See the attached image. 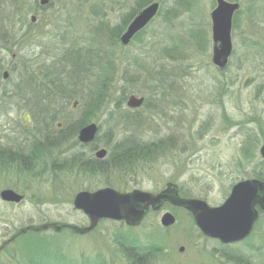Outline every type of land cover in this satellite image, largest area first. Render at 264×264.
Segmentation results:
<instances>
[{
	"label": "rangeland",
	"instance_id": "374dc122",
	"mask_svg": "<svg viewBox=\"0 0 264 264\" xmlns=\"http://www.w3.org/2000/svg\"><path fill=\"white\" fill-rule=\"evenodd\" d=\"M155 1L151 22L128 45L118 42L132 15ZM228 1L239 8L220 69L211 18L217 0H53L42 8L40 0H0V154H20L0 155V193L24 196H0V246L31 224L88 226L74 204L82 190L158 193L173 182L181 196L214 207L239 181L264 175V0ZM133 94L145 100L129 108ZM96 96L95 144L87 148L79 132L61 136ZM130 139L152 149L132 168L104 176L82 167L101 148L112 162L116 145ZM165 212L174 224H162ZM131 244L158 249L134 262ZM42 254L45 264H264V210L246 239L224 244L166 201L134 226L102 219L84 234L29 231L4 247L0 264H31Z\"/></svg>",
	"mask_w": 264,
	"mask_h": 264
},
{
	"label": "water",
	"instance_id": "95a60500",
	"mask_svg": "<svg viewBox=\"0 0 264 264\" xmlns=\"http://www.w3.org/2000/svg\"><path fill=\"white\" fill-rule=\"evenodd\" d=\"M47 2L48 0H41V4ZM159 7L160 1H155L140 10L121 35V43L128 45L137 33L151 22L158 13ZM238 8L239 2L237 1L217 0V5L211 12L213 62L220 69L226 67L232 53L233 18ZM7 77L8 71H5L4 78ZM143 102L144 97H137L133 94L129 97L127 105L135 108L141 106ZM25 119L30 120L29 114H25ZM98 130L99 127L95 122L86 124L80 129L78 139L82 143H90L95 140ZM260 152L264 158V144L261 146ZM106 153L107 150L102 148L97 151V156L101 158ZM0 196L9 202H20L24 197L9 188L2 190ZM166 201L189 210L196 225L206 236L218 239L222 243L239 242L246 239L254 229L259 216L257 205L264 210V178L239 181L233 186L227 199L221 205L214 207L203 199L181 196L178 185L173 182H169L167 188L158 193L137 188L122 192L109 186L95 191L82 190L77 193L74 204L77 209L88 216L90 221L88 226L60 225L56 222L31 224L20 228L10 238L6 239L0 246V251L29 230L39 232L53 228L59 231L63 227H68L77 233L84 234L93 230L102 219L124 221L131 226L138 225L151 208L158 210ZM175 221L176 218L170 212H165L161 218L164 226H170ZM183 249L182 247L181 250Z\"/></svg>",
	"mask_w": 264,
	"mask_h": 264
},
{
	"label": "trees",
	"instance_id": "16d2710c",
	"mask_svg": "<svg viewBox=\"0 0 264 264\" xmlns=\"http://www.w3.org/2000/svg\"><path fill=\"white\" fill-rule=\"evenodd\" d=\"M136 14H133L132 16L134 17ZM123 31V29H122ZM122 31L120 30L119 34H118V42H119V37L120 34H122ZM89 59V57H88ZM99 97L96 96L95 98L92 97V100H89L87 107H85L83 109V114L81 119H79L77 122H72L69 126H67V128L65 129H61L60 133L61 136H65L67 133H73L76 134L79 132V130L86 124L90 123L91 119L93 116V114H95V103L98 101ZM132 112V111H130ZM128 119H131L132 117H130V115H127ZM50 142V141H49ZM93 144H95V142H93L92 144H89V147L91 148L93 146ZM53 145V144H52ZM149 151H152L151 148H146L143 144L139 145L138 141H134V139H130V140H125L122 141L120 144H117L116 147L114 148V158L112 159L111 164H107V163H103L100 161H97L94 158H90L88 162L83 163L82 167L84 168V170L86 172H88V174H101L104 176H108L107 174L112 171L115 172L117 171H123L125 167H127V165L131 166L134 163L135 160H145V157L147 158L148 154H151ZM34 153H36L34 151ZM26 157H22V161L25 159ZM140 161V160H139ZM264 176V175H263ZM263 176H259L258 178H262ZM110 183V182H107ZM109 185V184H108ZM131 249L132 251H128V249L126 248V250L129 252L130 256L133 257L134 262H138L140 257V254L143 253H147V254H151V253H155L157 251L158 248H156V246H152V245H147V246H141L140 250L139 247L136 244H131ZM130 249V248H129ZM43 257H40L39 255H32L30 256V262L31 264H45V262L42 260V258L44 257H49L48 255H43ZM48 264H54V262L52 263H48Z\"/></svg>",
	"mask_w": 264,
	"mask_h": 264
},
{
	"label": "flooded vegetation",
	"instance_id": "af4514ba",
	"mask_svg": "<svg viewBox=\"0 0 264 264\" xmlns=\"http://www.w3.org/2000/svg\"><path fill=\"white\" fill-rule=\"evenodd\" d=\"M33 1H35V3H37L39 0H38V1H37V0H33ZM40 1H41V0H40ZM40 3H41V2H40ZM53 3H54L53 0H48V2H47L46 4H47V5H48V4L52 5ZM38 5H39V3H38ZM39 6H40V5H39ZM44 6H45V5H44ZM44 6L41 4V8L44 7ZM39 8H40V7H39ZM31 121H32L31 119H30L29 121H27V124H26V126H25L26 128H28V126H29L28 123H31ZM93 142H94V141H93ZM89 144H92V142H91V143H86L85 146H87V148H88V147H89ZM101 149H102V148H101ZM105 149H106V148H105ZM98 150H99V149H98ZM98 150H97V151H98ZM106 150H107V149H106ZM97 151L94 153V157H93L94 159H96L97 161L103 162V163H107V164H111V163H113V162H109V161H108V153H109L108 150H107L106 155H105L104 157H101V158L97 156ZM16 153H17V152H16ZM16 153H14V152H9V153L7 154V153L4 152V153H1L0 155L3 156V157H10V155L13 156V157H15V154H16ZM19 155H20V154L17 153V157H15V158L17 159V158L19 157ZM118 172H119V171L116 170V171L113 172V173H118ZM122 172H124V171H122ZM130 172H131V170H130ZM263 178H264V176H263ZM257 206H258V205H257ZM14 241H15V240H14ZM1 251H2V250H1ZM1 251H0V252H1Z\"/></svg>",
	"mask_w": 264,
	"mask_h": 264
}]
</instances>
